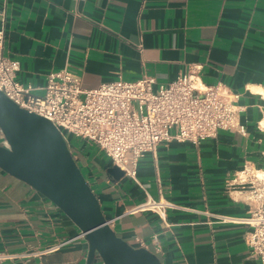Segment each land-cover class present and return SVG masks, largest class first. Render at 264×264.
<instances>
[{"label":"crops","instance_id":"1","mask_svg":"<svg viewBox=\"0 0 264 264\" xmlns=\"http://www.w3.org/2000/svg\"><path fill=\"white\" fill-rule=\"evenodd\" d=\"M0 27L4 53L20 62L17 81L37 94L63 67L86 89L143 73L166 83L198 67L206 84L239 94L246 134L163 142L139 160L138 181H111L95 143L76 138L71 151L116 233L162 264H260L239 220L254 205L236 175L246 165L264 173V0H0ZM148 199L176 206L162 218L142 207ZM74 230L52 201L0 167V252L15 254L0 264H85L82 240L46 250Z\"/></svg>","mask_w":264,"mask_h":264},{"label":"built area","instance_id":"2","mask_svg":"<svg viewBox=\"0 0 264 264\" xmlns=\"http://www.w3.org/2000/svg\"><path fill=\"white\" fill-rule=\"evenodd\" d=\"M4 39V27H0V89L21 107L51 120L69 147L76 138L97 144L111 164L135 181L139 160L163 142L199 143L215 137L221 129L246 134L240 107L235 104L239 94L221 83L206 84L198 67L188 68L166 83H158L154 75L143 73L135 80L119 77L90 89L83 88L79 76L63 67L48 74L43 93L37 94L33 85L17 81L20 62L4 53ZM256 171L246 165L236 175L238 191L254 205L251 215L239 220L250 226L245 241L264 264V177ZM167 205L176 206L170 201L148 199L142 207L163 218ZM217 216L221 221L238 220ZM71 241L72 238L60 241L46 250H58ZM14 256L1 251L0 261Z\"/></svg>","mask_w":264,"mask_h":264},{"label":"water","instance_id":"3","mask_svg":"<svg viewBox=\"0 0 264 264\" xmlns=\"http://www.w3.org/2000/svg\"><path fill=\"white\" fill-rule=\"evenodd\" d=\"M0 167L30 184L68 217L75 228L70 238L87 246L85 264H162L150 249L133 246L116 233L61 130L2 89ZM106 172L111 181L125 176L116 164Z\"/></svg>","mask_w":264,"mask_h":264},{"label":"rangeland","instance_id":"4","mask_svg":"<svg viewBox=\"0 0 264 264\" xmlns=\"http://www.w3.org/2000/svg\"><path fill=\"white\" fill-rule=\"evenodd\" d=\"M76 141L73 140L71 145H70V149L73 151L74 147H75Z\"/></svg>","mask_w":264,"mask_h":264},{"label":"bare ground","instance_id":"5","mask_svg":"<svg viewBox=\"0 0 264 264\" xmlns=\"http://www.w3.org/2000/svg\"><path fill=\"white\" fill-rule=\"evenodd\" d=\"M261 91H263L262 89H260ZM264 92V91H263ZM256 173H258V176H260V177H264V173L263 172H256Z\"/></svg>","mask_w":264,"mask_h":264},{"label":"flooded vegetation","instance_id":"6","mask_svg":"<svg viewBox=\"0 0 264 264\" xmlns=\"http://www.w3.org/2000/svg\"><path fill=\"white\" fill-rule=\"evenodd\" d=\"M100 264V263H99Z\"/></svg>","mask_w":264,"mask_h":264}]
</instances>
